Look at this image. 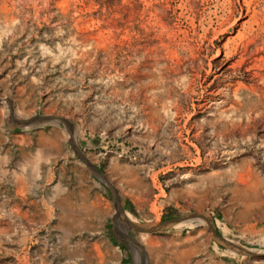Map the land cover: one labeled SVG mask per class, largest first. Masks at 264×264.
<instances>
[{
    "label": "rangeland",
    "instance_id": "obj_1",
    "mask_svg": "<svg viewBox=\"0 0 264 264\" xmlns=\"http://www.w3.org/2000/svg\"><path fill=\"white\" fill-rule=\"evenodd\" d=\"M4 99L67 120L133 224L210 221L118 217L149 264H264V0H0V110L40 164L0 183V264H147L67 127Z\"/></svg>",
    "mask_w": 264,
    "mask_h": 264
},
{
    "label": "water",
    "instance_id": "obj_2",
    "mask_svg": "<svg viewBox=\"0 0 264 264\" xmlns=\"http://www.w3.org/2000/svg\"><path fill=\"white\" fill-rule=\"evenodd\" d=\"M4 101L7 103L8 106V111H9V120L11 123L19 125V126H28V125H34V124H42V123H62L64 124L67 129H68V133L70 136V140H69V145L72 148L74 154L77 156V158L80 159V161L91 171V173L98 179L100 180L103 184H105L109 190L110 193L112 195V200H113V204H114V208H115V216H114V224H115V230L116 232L121 236L122 239L128 241L129 243H131L134 247H136V249H138L140 252L143 253L147 264H149V259L147 256L146 251L142 248V246L135 241L128 233H124L122 231H120V229L118 228V226L116 225V219L122 218L123 222L125 225H127L130 229H133L137 232H153L159 228H169L174 226L175 224H177L180 221L183 220H195V219H203L205 221H207V223L211 226L210 221L204 216V215H196V214H187L178 218H174V219H170L168 221H164L161 223H157L154 225H142V226H138L133 224L124 214L122 206H121V198L118 194V192L113 188V186L107 181V179L105 178L104 174L98 169L96 168L92 163H90L88 161V159L84 156V154L80 151V149L76 146V144L73 141L72 138V131H71V126L69 124V122L63 118L60 117H54V116H38V117H33L27 120H22L19 119L17 117H15V115L13 114V108L11 105V102L8 99H4ZM214 237L219 240L220 242H223V239H221L215 232L214 230H212ZM226 245H228L227 243H225ZM229 247H232L233 249L241 252V253H245L248 254L247 252L240 250L236 247H233L231 245H228Z\"/></svg>",
    "mask_w": 264,
    "mask_h": 264
},
{
    "label": "crops",
    "instance_id": "obj_3",
    "mask_svg": "<svg viewBox=\"0 0 264 264\" xmlns=\"http://www.w3.org/2000/svg\"><path fill=\"white\" fill-rule=\"evenodd\" d=\"M3 117V112L0 110V183L9 182L16 184L25 173L27 175L28 169H32L35 166L37 168L40 164L35 160L36 157L33 156L24 161L23 154L21 156L23 162H17L14 152H22L29 142H26V139L21 135H14L12 131L5 129ZM17 169L23 170V172H19Z\"/></svg>",
    "mask_w": 264,
    "mask_h": 264
},
{
    "label": "bare ground",
    "instance_id": "obj_4",
    "mask_svg": "<svg viewBox=\"0 0 264 264\" xmlns=\"http://www.w3.org/2000/svg\"><path fill=\"white\" fill-rule=\"evenodd\" d=\"M225 56H226L225 61L219 60V61L214 63L213 70L219 74H224L226 72V70L228 69V68H225V62H226V60H228L230 58V55L228 53H226ZM189 77H190V72H187V81L189 80ZM195 220H198V219H195ZM191 221H193V220H191V219L190 220H183V221L178 222L177 224H180V223L183 224V223L191 222Z\"/></svg>",
    "mask_w": 264,
    "mask_h": 264
}]
</instances>
